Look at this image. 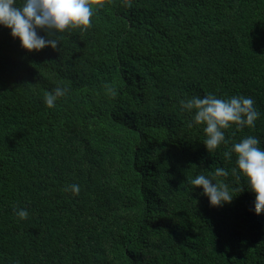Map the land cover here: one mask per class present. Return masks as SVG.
I'll use <instances>...</instances> for the list:
<instances>
[{
    "label": "trees",
    "instance_id": "trees-1",
    "mask_svg": "<svg viewBox=\"0 0 264 264\" xmlns=\"http://www.w3.org/2000/svg\"><path fill=\"white\" fill-rule=\"evenodd\" d=\"M92 7L55 50L26 52L0 25V264H264V212L224 157L248 136L264 150V0ZM57 87L67 94L48 108ZM209 94L259 112L210 153L180 106ZM216 168L243 190L220 207L190 183Z\"/></svg>",
    "mask_w": 264,
    "mask_h": 264
},
{
    "label": "clouds",
    "instance_id": "clouds-1",
    "mask_svg": "<svg viewBox=\"0 0 264 264\" xmlns=\"http://www.w3.org/2000/svg\"><path fill=\"white\" fill-rule=\"evenodd\" d=\"M100 2L101 0H23L22 6H17L16 0H0V25L10 29L11 37L18 39L20 47L26 52H38L46 47L55 50L59 45L56 34L63 33L66 29H88L93 15L92 6ZM41 31L46 35H39ZM105 88L115 97L114 88L107 84ZM67 91L66 88L57 87L53 92L45 93L46 106L55 107L57 99L64 97ZM180 106L183 111L194 113L188 127L205 125L206 139L203 145L208 153L216 150L221 143H229L224 130L233 125L238 130L254 127L259 118L253 99L242 95L227 99L217 98L212 94L203 98L193 96L181 100ZM258 145V138L248 136L224 152L226 159H231L233 153L237 157L236 167L231 169V174L237 179L241 175L246 179L249 191L255 195L253 210L256 215L264 212V150ZM228 175L227 170L216 168L210 176L197 175L190 183L193 188L203 189L202 195L208 197L210 206L220 207L234 199L232 191H243L239 188L230 191L228 185L218 179ZM65 191L78 195L80 187L72 184ZM14 212L20 220L29 216L26 209L14 208Z\"/></svg>",
    "mask_w": 264,
    "mask_h": 264
}]
</instances>
